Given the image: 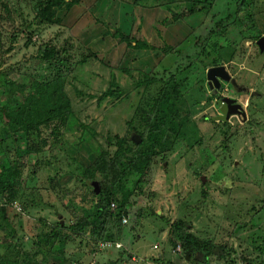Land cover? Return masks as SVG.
<instances>
[{
	"label": "rangeland",
	"instance_id": "obj_1",
	"mask_svg": "<svg viewBox=\"0 0 264 264\" xmlns=\"http://www.w3.org/2000/svg\"><path fill=\"white\" fill-rule=\"evenodd\" d=\"M241 1L214 0L207 13L175 19V12L186 11L188 0H77L58 10L60 23L40 25L35 23L38 0H0V101L22 98L12 93L14 86L49 82L56 89L54 102H64L68 118L60 141L25 155L23 131L21 156L9 153L23 166L17 201L24 208L20 212L8 205L6 219L0 220V264H246L245 259L264 264V19L255 25L263 38L255 41L254 31L242 29L244 22L253 23L238 11ZM259 2L264 0L253 1L255 11ZM217 27L208 54L197 56L201 45L196 48L195 40L206 39ZM116 30L148 48L130 46L111 35ZM45 44L62 57L42 60L39 48ZM167 45L179 47L182 54L166 55ZM218 55L250 94L237 100L233 86L213 95L206 73ZM173 73L183 94L178 104L182 128L158 148L139 178L112 159L117 147L108 139L125 138L133 148L134 133L149 139L148 114ZM150 77L155 80L148 82ZM109 89L118 94L102 98ZM223 97L233 108L242 106L240 116L230 114L225 120ZM41 129L43 137L49 136L47 126ZM2 139L3 147L14 146L0 118ZM119 171L129 193L127 222L110 217L98 234L73 233L72 226L95 203L92 183L100 191L101 181L111 182ZM88 173L94 178H86ZM123 196L121 191L118 198ZM118 208L112 200L110 210ZM59 222L69 238L35 244L41 231ZM174 222H185L196 237L224 245L227 256L205 257L204 248L187 250ZM10 233L17 242L6 244ZM107 241L111 245L103 247Z\"/></svg>",
	"mask_w": 264,
	"mask_h": 264
},
{
	"label": "trees",
	"instance_id": "obj_2",
	"mask_svg": "<svg viewBox=\"0 0 264 264\" xmlns=\"http://www.w3.org/2000/svg\"><path fill=\"white\" fill-rule=\"evenodd\" d=\"M188 1L189 4L186 5V11L182 10L174 13L173 17L175 19H179L181 15H192L200 11L207 13L212 9L214 3V0ZM38 2V8L35 11V23L42 25L46 23H60L61 18L57 16L58 10L64 7H71L77 2V0H38ZM245 2L246 0L241 1L238 5V11H244V7L242 6ZM229 16L231 15L229 14L226 17L219 19L218 22L226 21ZM245 18L247 21L251 20V23H254L253 14L250 11L246 12ZM243 26H245L246 29L254 31V35H252V37L255 41H259V38H263L260 32H257L258 29L254 24L244 22ZM219 29L220 27L212 29L209 32V36L206 39L204 38V40L201 38H197L195 40L196 43L194 45L197 46L196 48L201 45V49L197 53V56L205 53L208 54L205 50L207 49V46L211 44L209 43V40L215 33L218 32ZM111 35L119 37L121 40L126 41L127 44L134 48H148L147 43L136 38H129L117 30L114 33L112 32ZM261 42L264 47V40ZM193 51L196 50L193 49ZM261 52L264 53V50ZM165 53L166 55H170L171 53H179L180 55L182 54V50L179 47L167 45L165 46ZM39 57L42 60L49 61L50 59H60L62 55L59 56L58 51L55 48L46 45L40 46ZM189 57H191V55ZM195 58L197 59V57ZM211 62L212 65L223 64L220 55L215 57ZM179 67V70H184L187 69L189 65L187 64L184 67L179 65ZM154 80L155 77H150L148 82H152ZM7 82L12 83V86L16 84L14 80H7ZM166 82V85L164 84L161 87L160 94L154 102L153 112L148 114L147 133L149 132V134H151L149 139L145 136H141L142 142L136 143L135 148H133L129 141L125 138L114 136L113 138L108 139V143L110 145L117 147L114 158L112 159H114V161L118 164H126L128 168L138 175L139 178L147 172L154 155L157 154L158 148L168 145L170 142L169 138L172 134L179 136L182 128V122L179 120L178 104L181 102L183 94L176 73L167 76ZM22 86H14L15 90L12 92L15 95L21 94L22 98L18 99L13 95L10 98H5V100L0 101V118L4 121L5 127L7 125L10 129L11 137L14 143L13 147L8 145L3 147V143L6 141L5 139H2L0 144L3 149L0 152L7 151L8 154H11L13 150H15L17 156H21V153H19V149L21 148L20 132H25V145L22 149L24 152L23 154H37L44 150L45 147L53 145L61 140L62 131L68 119L65 115V110L62 109L64 102L55 103L53 100L56 89L52 84L48 82L46 85L43 82L33 80L29 83V85L27 83L22 84ZM10 90H13V88H10ZM117 91L118 90L115 91L109 89L104 92L101 97L104 98L109 95L118 94ZM41 112H43L42 115ZM225 118H227V116ZM42 125L47 126L50 129L49 136L53 138L51 143L48 141L49 136L43 137V131L41 129ZM31 132H35L36 136H41V138H39V140H37L38 138H33ZM10 154L8 157L4 156L2 158L0 156V199L4 198L8 203L17 200L20 196L22 191L21 176L23 173V166L21 165V162L18 158L15 159V157H11ZM86 176L88 179L94 178V175L91 173L86 174ZM123 176H125L124 172L119 171L118 174L115 175L114 180L111 182L104 183L101 181L102 187L97 194L94 193L95 189L93 187L92 191L96 200L91 208V213L80 219L74 226H72L71 229L74 231L73 233L79 234L89 230L93 232V234H98L101 230L106 228L108 225L107 221L110 217L113 219L118 218L119 220L117 221H123V219L127 217L124 208H127L130 202L129 193L124 191L125 184H122L121 182ZM120 190L124 192L123 199L118 198L121 192ZM114 199L119 202V210L117 209L112 211L110 210V205ZM8 208V205L0 206V220L6 219V215L9 210ZM2 224L3 223H0L1 228H3ZM172 226L175 228L177 235L184 240L187 250L196 252L200 251L201 248H204L205 253L203 254L205 257L215 255L217 258L223 259L227 256L224 245L216 244L215 242L206 240L205 238L196 237L189 231L190 228L186 229L187 223L174 222ZM63 230V226L59 222L57 227L55 226L47 229L46 231H41L38 234L35 244L37 245L41 242L51 244L55 240L69 238L64 234ZM16 239L17 237L14 234H5L6 244L11 240L15 242ZM245 261L246 264H255V260L253 259H245Z\"/></svg>",
	"mask_w": 264,
	"mask_h": 264
},
{
	"label": "water",
	"instance_id": "obj_3",
	"mask_svg": "<svg viewBox=\"0 0 264 264\" xmlns=\"http://www.w3.org/2000/svg\"><path fill=\"white\" fill-rule=\"evenodd\" d=\"M263 50H264V47L261 46V51ZM206 76H207L208 84L211 89L215 88L216 90H219L221 88V80H224V81L231 80V84L237 89V86H238L237 80L234 78H231L229 71L227 70L226 66L223 64L211 66L210 68H208ZM257 94L258 93L256 91L252 92V95H257ZM132 139L136 143H139L142 141L141 137L136 133L133 134ZM92 184L94 186L95 191L99 192L98 184L96 182Z\"/></svg>",
	"mask_w": 264,
	"mask_h": 264
},
{
	"label": "flooded vegetation",
	"instance_id": "obj_4",
	"mask_svg": "<svg viewBox=\"0 0 264 264\" xmlns=\"http://www.w3.org/2000/svg\"><path fill=\"white\" fill-rule=\"evenodd\" d=\"M219 65H221V64H219ZM213 66H216V65H213ZM210 67L211 66H209V68ZM206 75H207V73H206ZM230 75H231V78L236 79L235 76L232 75L231 73H230ZM206 78H207V76H206ZM206 83H207L209 89L212 91L213 95H215V96L220 95V93H221V91L223 90L224 87H226V89H228V91L230 89H234L233 85L231 84V80L230 81L221 80V88L219 90H216L215 88L211 89L209 84H208V80L207 79H206ZM237 83H238V81H237ZM234 90H235V93H236L235 97H237L236 98L237 100H239V97L242 96L243 94H246V93L250 94L251 93V92H249L248 88H246L244 85H242L240 83H238L237 89L235 88ZM222 102H223V105H224V112L226 113L225 117L226 116L228 117L230 114H233V115H236V116H238V115L240 116V113L242 112V106H239V107L237 106L238 108H233L232 107L233 103H231V101L228 98H226V97H223V101ZM227 113H228V115H227ZM225 120H227V118H225Z\"/></svg>",
	"mask_w": 264,
	"mask_h": 264
},
{
	"label": "crops",
	"instance_id": "obj_5",
	"mask_svg": "<svg viewBox=\"0 0 264 264\" xmlns=\"http://www.w3.org/2000/svg\"><path fill=\"white\" fill-rule=\"evenodd\" d=\"M253 1L254 0H246V2L244 3V11L245 12H251L253 14V18H254V25H257L258 23H260V21L262 19H264V3L263 4H258V8L257 11H255L253 9ZM252 4V5H251ZM250 5L252 7V9L250 8ZM206 13V12H205ZM196 13L192 14L191 16H194ZM243 31L245 30V26L242 28ZM246 31V30H245ZM252 36V35H251ZM235 56V55H234ZM235 58V57H234ZM227 63H230V61H228Z\"/></svg>",
	"mask_w": 264,
	"mask_h": 264
},
{
	"label": "built area",
	"instance_id": "obj_6",
	"mask_svg": "<svg viewBox=\"0 0 264 264\" xmlns=\"http://www.w3.org/2000/svg\"><path fill=\"white\" fill-rule=\"evenodd\" d=\"M2 205H10V206L14 207L16 210L20 211V212H21L22 209H23L22 205H21L17 200L8 203V202L6 201V199L3 198V199H0V206H2ZM112 205L115 206L114 203H113ZM123 221H124V222H127V217H125V218L123 219ZM109 245H111V243L108 242V241L102 243V246H103V247H107V246H109ZM113 245H114L116 248H120V247H122V244H121L120 242H114ZM149 264H160V263H157V262H149Z\"/></svg>",
	"mask_w": 264,
	"mask_h": 264
}]
</instances>
